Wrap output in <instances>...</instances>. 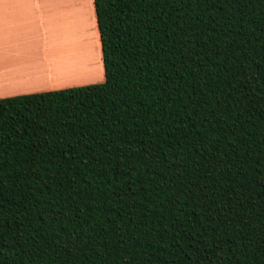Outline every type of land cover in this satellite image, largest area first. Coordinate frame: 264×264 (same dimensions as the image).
Segmentation results:
<instances>
[{"label":"trees","instance_id":"trees-1","mask_svg":"<svg viewBox=\"0 0 264 264\" xmlns=\"http://www.w3.org/2000/svg\"><path fill=\"white\" fill-rule=\"evenodd\" d=\"M103 80L0 97V264H264V0H92Z\"/></svg>","mask_w":264,"mask_h":264},{"label":"crops","instance_id":"crops-1","mask_svg":"<svg viewBox=\"0 0 264 264\" xmlns=\"http://www.w3.org/2000/svg\"><path fill=\"white\" fill-rule=\"evenodd\" d=\"M83 1L0 0V97L76 86L74 83H64L65 77L52 70V67L59 56L64 57L60 53L62 50L71 51L72 46L80 42L82 45V41L83 45L86 44L91 26L83 10ZM88 3L100 68V78L96 79L98 81L93 80L101 82L103 68L98 31L92 0H88ZM73 10L83 29L84 38L76 31ZM78 47L81 50L88 48ZM78 47L74 50L80 53ZM73 62L76 64L77 60ZM63 73L65 76L67 69Z\"/></svg>","mask_w":264,"mask_h":264},{"label":"rangeland","instance_id":"rangeland-1","mask_svg":"<svg viewBox=\"0 0 264 264\" xmlns=\"http://www.w3.org/2000/svg\"><path fill=\"white\" fill-rule=\"evenodd\" d=\"M75 2H73L74 4ZM83 10L84 13L86 14V16L88 17V22H89V26L90 27V34H89V40L90 43H88V38H86V44L83 45V41H82V45L81 42L79 43V45L76 46H72L71 51H61V54H64V57L59 58L55 61V65L52 67V70L56 71V73L60 74V76L65 77L64 78V83H74V85H84V84H88V83H97L96 79L100 78V68H99V64H98V58L96 59V46H95V39L92 37V29H93V23L91 20V15H90V11L88 5V0H84L83 2ZM88 3V4H87ZM72 4V3H71ZM70 4V6H71ZM72 4V5H73ZM74 6V5H73ZM72 8V7H71ZM74 12V16H75V27L77 28L76 31L78 30L79 35L84 34L82 27L80 26L79 22H78V17L75 15V10H73ZM84 35H82V38ZM78 46H88L87 50H84ZM77 47L80 49V53L79 51H75L74 49H77ZM84 50V51H83ZM59 53V54H60ZM80 58V60H79ZM75 59L77 60L76 64ZM82 61V62H80ZM67 69L68 73L64 76L62 75V73L64 72V70ZM71 70L74 72H71ZM64 74V73H63ZM99 77V78H98ZM96 81H94V80ZM89 81V82H86ZM81 81H85L83 83H81ZM80 83V84H79Z\"/></svg>","mask_w":264,"mask_h":264}]
</instances>
